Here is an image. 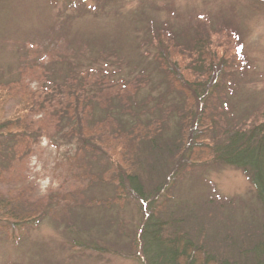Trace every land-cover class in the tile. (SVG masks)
<instances>
[{
    "label": "rangeland",
    "instance_id": "obj_1",
    "mask_svg": "<svg viewBox=\"0 0 264 264\" xmlns=\"http://www.w3.org/2000/svg\"><path fill=\"white\" fill-rule=\"evenodd\" d=\"M77 1L81 2L79 8L76 4L67 10L62 3L55 5L50 0H0V90L8 89L15 98L31 96L42 100L50 88L49 69L63 74L67 65L62 63L67 61L78 64L77 77H82L86 86L104 79L112 91H130L132 85L127 80L132 77H129L132 63H139L134 74L141 70L144 75L150 72L151 58L156 53L150 40L151 28L159 25L168 26L177 34L186 31L189 41L208 38V42H213L210 53L216 57V64L225 68V78L220 79L222 91L216 101L220 112L226 114L221 117L223 126L233 114L243 115L241 112L249 106L252 107L249 119L258 117L264 106V0ZM202 14L204 18L200 17ZM151 17H155L156 24L150 23ZM61 25L66 35L59 31ZM44 29L43 35L57 31V43L41 39L43 35L30 34ZM35 36L39 38L31 43L30 37ZM62 37L76 38L80 49L75 51ZM113 48L119 54H110ZM181 50L174 53V61L178 59L182 67L186 62ZM163 51L168 53L166 48ZM173 63L169 65L174 67ZM152 78L157 80L155 73ZM208 79L211 85L218 76ZM73 80L77 87V80ZM152 81L143 83L141 94L148 91ZM12 102L8 100V105ZM213 103L211 100V109ZM32 120L40 134L34 141L14 145L13 155L3 166L0 164V191L8 196L18 195L20 207L28 205L40 215L19 225L0 221V264H147L141 241L139 247L132 248L123 242L122 234L140 239L141 228L153 208L150 201L129 195L131 190L125 182L127 193L121 191L124 193L118 200L121 212L116 214L121 215L122 223L116 222L114 215L115 227L110 225L106 233L97 224L91 225L104 216L98 214L100 204H88L92 205V198L110 199L112 190L102 193L93 183L97 178L93 179L91 173H97L98 168L88 170L84 159L80 160L81 139L68 134L70 125L59 129L58 117L52 113L35 114ZM83 124L84 128L93 125L88 119ZM203 124L194 123L189 132L191 137L186 138L187 145L191 140L194 144V149L184 145V154L191 157L187 164L191 166L180 173L179 180H174L172 168L160 177L172 176L170 181L175 185L172 201L191 200L189 203L198 209L207 202L203 212L207 216L206 239L210 244L224 248H230L232 242L243 245V240L259 235V224L263 221L261 203L242 169L214 163L213 148L210 150L204 144L195 146L200 144L199 135L210 122ZM209 140L205 142L211 144ZM147 180L149 185L154 182L149 176ZM91 183L95 188L90 187ZM164 199L166 196H159L153 206ZM79 225L83 231L91 230L96 238L104 237L100 241L103 248L98 252L79 248L76 243L79 238L67 231Z\"/></svg>",
    "mask_w": 264,
    "mask_h": 264
},
{
    "label": "trees",
    "instance_id": "obj_2",
    "mask_svg": "<svg viewBox=\"0 0 264 264\" xmlns=\"http://www.w3.org/2000/svg\"><path fill=\"white\" fill-rule=\"evenodd\" d=\"M50 1L55 5L62 3L67 10L73 5L77 4L78 7L81 4L76 0ZM200 17L205 16L202 14ZM149 21L155 23L156 19L151 17ZM44 31L45 29L30 34L43 35ZM59 31L65 35L67 33L62 25ZM151 31L150 40L156 53L151 58V69H148L150 72L144 75L145 72L141 70L134 74L133 70L139 63H132V67H129V77H132L127 80L132 85L130 91H112L104 79L100 83L86 86L83 78L77 77L78 64L72 65L67 61L62 63L67 65L63 74L57 75L49 69L50 88L42 100L31 96L15 98L3 87L0 90V164L3 166L6 163L4 161L13 155L14 145L37 139L40 133L33 127L32 116L52 113L58 117L61 125L59 129L70 125L68 134H76L81 139L80 160L84 159L88 170L93 166L98 168L97 173H91L93 179L97 178L93 182L95 186L102 193H110L112 190L110 199L96 201L92 198V205L88 204H100L98 214L104 216L100 222L96 219V223L94 221L91 225L97 224L104 233L108 232L106 230L110 225L115 227L112 217L121 212L118 210L121 201L118 200L124 197L127 182L131 190L129 195L134 194V198L143 202L150 201V206L153 207L141 228L140 239L128 233L122 234L123 242L132 248L139 247V240L141 241V252L147 264H264V106L254 120L249 119L252 111L249 106L250 108L241 112L243 115L236 113L233 117H228V124L223 126L221 117L226 114L220 112L216 101L222 91L220 79L225 78V68L216 64V57H212L210 53L213 42H208V38L189 41L190 36L186 31L181 30L177 34L168 26L161 28L153 25ZM55 33L57 31L44 33L45 37L40 38L48 39L49 43L54 44L58 39ZM37 38L39 37H30L31 43ZM62 38L75 51L80 49L76 38ZM164 48L168 49L167 54L164 53ZM117 50L114 49L110 54H119ZM179 50L183 54L182 60L186 62L182 67L178 59L174 61V53ZM188 52L193 53L187 56ZM172 61L174 67L169 65ZM154 73L157 80L152 78ZM215 74L218 80L210 85L208 78ZM191 77L199 81L189 79ZM205 77L208 78L204 80ZM73 79L77 80V87H74ZM150 79L153 80L150 88L145 94H141L143 83L146 81L148 84ZM8 100L13 102L8 105ZM211 100L215 102L212 109ZM207 116L211 117L210 120ZM86 119L93 125L84 128ZM205 121L210 124L208 127L204 126L206 131L199 135L201 142L195 146L204 144L210 150L213 148L214 163L242 169L251 180L261 203L263 221L259 224V235H251L248 241L241 242L243 245L232 242L230 248H224L210 244L206 239L207 216L205 218L203 212L207 202L198 209L189 203L191 200L172 201V189L175 187L170 181L172 176L168 179L160 177L172 168L174 180H179L180 173L191 166L187 164L191 157L189 154L185 155L184 150L186 138L194 123L203 124ZM208 140L213 143V147L205 142ZM186 146L193 148L192 140ZM151 156L153 160H150ZM147 176L154 180L152 185H149ZM93 183L91 188H95ZM147 187H150L149 190ZM17 196H8L0 191V221L19 225L40 215L28 205L20 207ZM159 196H166V199L154 207ZM126 197L128 198L127 195ZM120 217L118 214L115 221L120 220L122 223ZM201 220L202 224H198ZM76 227L78 228L72 226L67 231L79 238L75 240L79 248L95 252L103 248L100 241L104 237L96 238L91 230L83 231L80 225Z\"/></svg>",
    "mask_w": 264,
    "mask_h": 264
}]
</instances>
